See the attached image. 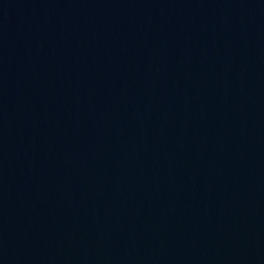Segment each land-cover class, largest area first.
Here are the masks:
<instances>
[{
    "label": "water",
    "instance_id": "water-1",
    "mask_svg": "<svg viewBox=\"0 0 264 264\" xmlns=\"http://www.w3.org/2000/svg\"><path fill=\"white\" fill-rule=\"evenodd\" d=\"M0 264H264V0H0Z\"/></svg>",
    "mask_w": 264,
    "mask_h": 264
}]
</instances>
